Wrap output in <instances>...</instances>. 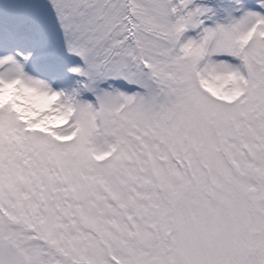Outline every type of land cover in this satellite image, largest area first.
Listing matches in <instances>:
<instances>
[{"label":"snow or ice","instance_id":"6c2138e0","mask_svg":"<svg viewBox=\"0 0 264 264\" xmlns=\"http://www.w3.org/2000/svg\"><path fill=\"white\" fill-rule=\"evenodd\" d=\"M0 264H264V0H0Z\"/></svg>","mask_w":264,"mask_h":264}]
</instances>
